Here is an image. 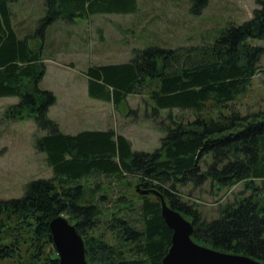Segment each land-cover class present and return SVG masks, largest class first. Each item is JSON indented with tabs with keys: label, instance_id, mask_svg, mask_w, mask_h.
Wrapping results in <instances>:
<instances>
[{
	"label": "trees",
	"instance_id": "1",
	"mask_svg": "<svg viewBox=\"0 0 264 264\" xmlns=\"http://www.w3.org/2000/svg\"><path fill=\"white\" fill-rule=\"evenodd\" d=\"M12 1L0 0V98L18 96L10 114L34 117L45 131L37 138L36 148L45 153L54 176L29 181L23 196L0 199V213L6 214V219L0 217V232L8 223L18 222L17 229H27L35 238L45 236L53 244L49 222L67 213L84 236L88 263L163 264L173 231L164 220L160 200L139 194L133 198L128 193L131 182L126 181L108 219L104 217L107 194L93 193L101 185L90 193L83 182L95 173L114 179L131 175L143 186L162 191L171 207L190 218L197 242L264 262V190L255 185L264 180V111L242 114L229 108L247 92L260 70L264 45L251 39H264V0H257L261 7L252 18L224 27L210 45L151 46L128 62L90 65L85 71L89 95L115 105L144 84L157 82L150 92L155 112L201 110L208 101L230 110L209 120L198 116L187 122L160 121L165 135L152 152L135 150L131 139L113 129L67 133L59 127L49 116L57 97L40 86L46 72L42 44L30 43L39 33L33 37L16 30ZM209 2L190 0V10L201 14ZM45 8L40 21L48 26L56 19L135 12L139 0H45ZM209 179L220 187L245 181L252 194L220 205L217 216L205 218L183 198L180 186ZM64 182L69 185L59 187ZM105 220L108 228L103 230ZM107 231L124 246L110 243ZM16 250L17 246L4 244L0 255L10 257ZM35 258L20 264H59L57 254L44 261H39L38 254Z\"/></svg>",
	"mask_w": 264,
	"mask_h": 264
},
{
	"label": "rangeland",
	"instance_id": "2",
	"mask_svg": "<svg viewBox=\"0 0 264 264\" xmlns=\"http://www.w3.org/2000/svg\"><path fill=\"white\" fill-rule=\"evenodd\" d=\"M190 6V0H139V9L135 12L75 16L56 19L44 26L40 20L45 15V0L11 2L16 30L20 34H33V37L39 33V37L32 38L30 43L34 47L42 44L46 72L40 86L52 90L57 97L50 107L49 116L58 122L59 127L67 133L84 129H113L131 139L135 150L149 152L161 145L165 135L160 121L164 120L167 124L172 119L187 122L198 116L209 120L221 112L229 114L230 110L208 101L201 110L174 108L155 112L150 92L156 88L157 82L144 84L139 92L129 94L124 103L115 105L89 95L85 71L90 65L128 62L138 52L151 46L176 49L210 45L224 27L252 18L255 9L261 7L257 0H210L203 12L197 15L191 12ZM251 41L264 45V39ZM18 101V96L0 98L1 200L23 196L28 182L33 179L54 176L45 153L36 148L37 138L45 131L37 126L34 117L20 119L10 114L11 105ZM231 106L230 109L242 114L264 111V57L247 92ZM122 178L95 173L83 180L90 193L101 185V190L93 193L107 194L105 218L109 219L110 214L115 212V202L123 191L121 185L126 181L131 182L129 195L135 199L143 195L137 188L142 184L138 177L127 175ZM245 183L240 181L230 187H220L209 179L200 185L188 183L180 186V191L188 203L201 211L203 217L212 218L218 215L220 205L252 194ZM61 184L59 187L69 185L65 182ZM255 185L264 190V180H257ZM139 188L147 187L141 185ZM124 191L127 190L124 188ZM149 195L159 200L156 195ZM63 215L74 224L70 215ZM0 217L6 219V214L0 213ZM16 225L18 222L8 223V228L0 232V247L4 244L17 246L10 257L0 255V264L32 261L37 259V254L39 261L58 255L54 243L47 237H32L31 232L22 227L17 229ZM101 227L103 230L108 228L106 220ZM106 238L117 247L124 246L111 231H107Z\"/></svg>",
	"mask_w": 264,
	"mask_h": 264
},
{
	"label": "water",
	"instance_id": "3",
	"mask_svg": "<svg viewBox=\"0 0 264 264\" xmlns=\"http://www.w3.org/2000/svg\"><path fill=\"white\" fill-rule=\"evenodd\" d=\"M143 186V184H141ZM137 188L143 195L154 194L162 206V215L173 231L171 246L163 264H264L260 259L243 253L222 251L193 239L194 224L180 210L168 204L165 194L155 188ZM59 264H88L83 235L75 224L59 214L49 222Z\"/></svg>",
	"mask_w": 264,
	"mask_h": 264
},
{
	"label": "crops",
	"instance_id": "4",
	"mask_svg": "<svg viewBox=\"0 0 264 264\" xmlns=\"http://www.w3.org/2000/svg\"><path fill=\"white\" fill-rule=\"evenodd\" d=\"M101 129L106 130L105 128H101Z\"/></svg>",
	"mask_w": 264,
	"mask_h": 264
}]
</instances>
